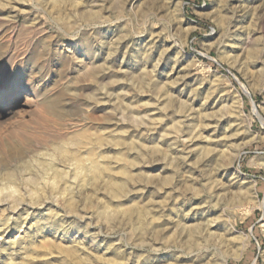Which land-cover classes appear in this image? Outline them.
Segmentation results:
<instances>
[{"label":"rangeland","instance_id":"rangeland-1","mask_svg":"<svg viewBox=\"0 0 264 264\" xmlns=\"http://www.w3.org/2000/svg\"><path fill=\"white\" fill-rule=\"evenodd\" d=\"M133 2L0 0V97L22 86L34 100L0 109V183L78 130L109 139L113 166L119 149L141 157L118 200L102 188L71 209L54 195L25 215L30 198L15 210L2 196L0 264H264L251 207L264 201V0ZM121 201L137 210L118 214Z\"/></svg>","mask_w":264,"mask_h":264},{"label":"bare ground","instance_id":"bare-ground-1","mask_svg":"<svg viewBox=\"0 0 264 264\" xmlns=\"http://www.w3.org/2000/svg\"><path fill=\"white\" fill-rule=\"evenodd\" d=\"M134 3H135V0L133 3H131L132 6ZM68 26L74 27L73 24H69V23H68ZM240 84H241V82H240ZM241 86H242V84H241ZM30 94H31V91L28 90L27 88L22 87V86L18 87L14 91L13 90L10 91L9 93L7 92V93L3 94V96L0 97V109L3 108L4 106L12 104L16 100H21L20 98H24V100H28L30 98ZM61 94H62V96H64L65 93H61ZM30 100L31 99H29V101ZM31 101H34V100L32 99ZM46 101H44V103H42V104L46 103L43 108H45V109L49 108L50 109L51 107H53L52 104H48ZM40 106H43V105H40ZM262 120H264V119H262ZM176 126H177V123H176ZM78 131L71 134L70 136L69 135L66 136V135H62V134H60V136L58 135V140H57V142H55L56 144L54 146L51 145L54 147V150L52 149L53 150L52 154H47L43 158L39 157V155H34L30 158H26L25 156H22L21 160H23L24 163H27L28 165L34 166L36 168V169L34 168L36 171H33V172L31 171L32 173H29V176L26 177V179L23 178L22 180H19L16 177L15 173L12 172L13 170L12 171L8 170L6 173H3L1 183H0V202L2 201V199H1L2 196H4L5 198H7V200L11 199V205H12L13 209L19 210V207H21V205H23V203L21 202V198L28 197V198H30L31 203L30 202H28L26 204L24 203L26 206V211L24 210L26 212L25 215H28L27 212L29 211V208L34 207V204L35 205L38 204L39 200L45 199V198L51 199V198H53L54 195L57 197L64 198L66 200L67 205L71 209H75L77 207V197L78 198L79 197L84 198V200L87 203H92L93 197H95L94 195L97 193L98 190H100L102 188H104L106 191L109 192L112 199L118 200L121 198H125L128 190H129V184H130L131 180H133V178H134L132 168L135 165H137L138 159H140L141 157L139 158L137 156V157H134L132 159L128 158V156H126L124 154V152L121 149H119L118 152L116 153V155L114 154L116 157V162L118 163V165L116 164L117 166H113L111 164V162L107 161L105 159V157L102 156L101 151H99V148H101L100 146L105 144L107 141H109V139H105L102 137H94L96 139L93 138L94 140H92L90 137H88L86 135V133L78 132ZM31 139H33V138H31ZM111 141H114L116 145H119L121 142L120 137H115L114 139L112 138ZM23 142L21 141V143H23ZM26 148H25V150H21L22 155L24 153H26ZM140 151H142V150H140ZM41 155H43V152ZM256 165H264V159L257 162ZM1 171H3V170H1ZM163 181L165 182V184H169L170 177L165 178ZM23 182H25V185H27V187H25V185H23ZM255 185H256V181L251 182V184L248 183L249 192H252V189L254 190ZM186 187L188 190L191 189L189 185H186ZM245 190H246V188H245ZM103 194H105V193H103ZM122 203L125 204V202H123V201H121L117 204L115 202V204H116L115 205V211L118 212V214L123 213V212H132L133 213V212H135V210H137V207H135L133 205H128V207H123ZM177 203H180V202L177 201ZM109 206L110 205H108V207ZM184 206H185V204H184ZM255 206H259L264 210V201L258 202L257 200H253L251 207H255ZM7 207H9V206H7ZM168 207H170V206H167V208ZM173 207L174 206H172V208ZM175 207H176V205H175ZM2 208H3V206H2ZM103 211L104 210H102V212ZM106 211H107V209H106ZM142 211H145V210H142ZM15 213L16 212H14V214ZM149 213L150 212H148V214ZM182 215H183V213H182ZM180 216H181V214H180ZM193 216H195V215H193ZM24 217H23V219H24ZM27 217L28 216H26L25 218H27ZM117 217H115V218H117ZM6 218L8 219V216ZM15 218L18 220V219H21L22 217H21V215H18ZM7 219H4L5 221L3 220V222L0 219V231L3 229V227H6L5 225L8 222L10 223V221H8ZM178 220H180V219H178ZM181 221H183V220H181ZM164 223H167V222H164ZM262 225L264 226V222ZM159 226H161V225H159ZM159 226H158V228H159ZM174 226H176V225H174ZM178 227H180V226H178ZM182 227H183V231L186 230V231L190 232L189 228L186 227V225H182ZM136 228L142 229L143 228V222H140L139 226ZM134 236H136V235H134ZM246 236H247V241L245 240V243H243V244L238 243V245L235 248V253H236L235 256L236 257H240V255L244 252V250L246 249V247L248 245L249 235L246 234ZM165 238L167 239V236ZM0 239H2V238H0ZM168 241L169 240L167 239V242ZM175 242H176V240H175ZM185 242H186V244H190V245H187V246H190V248H191V246H194V247L199 246V244L196 243V240H193L192 241L193 243H191V240H188ZM199 248H200V246H199ZM153 250L155 252H159L160 246L159 247L158 246L153 247ZM65 252L67 253L68 257H71L73 254L72 250H67ZM222 262L227 264V259L223 260ZM61 264H63V263H61ZM67 264H69V263H67ZM84 264H87V262H84Z\"/></svg>","mask_w":264,"mask_h":264},{"label":"water","instance_id":"water-1","mask_svg":"<svg viewBox=\"0 0 264 264\" xmlns=\"http://www.w3.org/2000/svg\"><path fill=\"white\" fill-rule=\"evenodd\" d=\"M233 76H234V78L239 82V80L237 79V77L234 75V74H232ZM240 83V82H239Z\"/></svg>","mask_w":264,"mask_h":264},{"label":"built area","instance_id":"built-area-1","mask_svg":"<svg viewBox=\"0 0 264 264\" xmlns=\"http://www.w3.org/2000/svg\"><path fill=\"white\" fill-rule=\"evenodd\" d=\"M204 5L206 4V2H205V0H204V3H203Z\"/></svg>","mask_w":264,"mask_h":264}]
</instances>
